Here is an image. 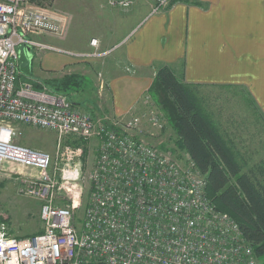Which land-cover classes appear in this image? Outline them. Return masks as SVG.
Here are the masks:
<instances>
[{
    "label": "built area",
    "instance_id": "built-area-1",
    "mask_svg": "<svg viewBox=\"0 0 264 264\" xmlns=\"http://www.w3.org/2000/svg\"><path fill=\"white\" fill-rule=\"evenodd\" d=\"M150 1L151 14L173 2ZM66 21L64 13L31 0H0V172L7 166L32 172L24 192L41 201L43 227L17 236L0 220V264H259L233 217L207 199L205 176L190 156L143 135L145 123L164 129L157 109L133 111L125 121L97 118L66 95L21 78L27 50L67 52L42 41L62 35ZM90 45V52L68 53L101 58L117 47L101 50L97 38ZM98 76L102 93L108 82ZM21 125L55 132L54 154L17 141ZM93 140L95 161L86 170Z\"/></svg>",
    "mask_w": 264,
    "mask_h": 264
},
{
    "label": "crops",
    "instance_id": "crops-1",
    "mask_svg": "<svg viewBox=\"0 0 264 264\" xmlns=\"http://www.w3.org/2000/svg\"><path fill=\"white\" fill-rule=\"evenodd\" d=\"M148 3L128 30L90 36L80 49L90 52V41L97 38L101 50L117 45L109 55L81 60L68 53L80 51L62 46L57 47L67 52L30 49L23 57L32 71L22 76L42 80L68 67L69 73L86 75L95 84L102 73L112 114L121 116L136 108L154 79L156 64L165 63L183 68L189 83L244 88L264 116V0H173L155 14Z\"/></svg>",
    "mask_w": 264,
    "mask_h": 264
},
{
    "label": "rangeland",
    "instance_id": "rangeland-1",
    "mask_svg": "<svg viewBox=\"0 0 264 264\" xmlns=\"http://www.w3.org/2000/svg\"><path fill=\"white\" fill-rule=\"evenodd\" d=\"M148 1L133 0L129 7L123 6L117 0H51V3H47L48 5L32 2L37 5L51 7L64 13L67 17L65 31L58 36V39L50 38V35H46L42 38V41L55 46H62L65 49L80 51V49L86 47L85 45L89 41L90 36L101 33L119 35L128 30L137 19V16L148 8ZM45 52H51V50ZM54 54L59 53L55 52ZM75 57L80 59L77 56ZM27 59L21 57V68L26 75H29L32 69ZM92 66L94 73L97 75L99 69L94 67L97 65L92 63ZM26 68L29 70H26ZM69 70L70 68L65 67L58 72H50L49 76L50 78L62 77L68 74ZM90 73L93 74L92 72ZM102 76L105 78V75L102 74ZM27 77L32 78L31 80L33 81L39 80L31 75ZM39 82L41 83L42 81L40 80ZM91 83L92 85L90 84L91 86H88L85 92L76 98L80 102V105L77 106L84 111L93 113L97 118L125 121L130 118L129 113L133 111L136 114L152 109H157L160 112L147 92L138 101L136 108L132 109L128 114L113 116L112 106H110L111 99L107 95L108 85L101 93L99 92V76H97L95 84L92 80ZM203 92L206 97L208 110L213 114L223 130H227L228 133L230 131L234 135L237 146L240 147L243 157L249 162V165L263 161L264 120L258 114L255 106L251 104L246 90L239 86H207L203 88ZM161 115L165 119L166 128L164 127L160 132L156 130L158 128L154 129V126L145 123L148 126L143 128V135L155 146L174 152L175 133L168 124L164 114ZM19 130L20 133L16 140L20 143L46 150L52 154L56 151L58 136L52 130L24 125L19 126ZM66 142L74 144L76 141L67 138ZM88 147L89 155L86 170H91L96 156L95 142H90ZM174 153L181 156L184 152ZM12 171L7 166L0 172V220L6 221L7 230L13 235L25 236L37 233L41 228L43 229L40 220L41 201L24 192V188L29 183L26 175L32 172L24 168L12 169ZM18 171L21 173H18ZM86 194L87 191L85 192L84 190L83 203L77 212V218H81L83 215L87 199ZM257 260L260 262L259 258Z\"/></svg>",
    "mask_w": 264,
    "mask_h": 264
},
{
    "label": "trees",
    "instance_id": "trees-1",
    "mask_svg": "<svg viewBox=\"0 0 264 264\" xmlns=\"http://www.w3.org/2000/svg\"><path fill=\"white\" fill-rule=\"evenodd\" d=\"M31 1L45 5L51 3V0ZM21 78L29 80L26 76ZM31 81L35 87H41L40 82ZM41 81L53 92L66 95L74 105H80L76 98L92 85L91 79L80 73ZM207 86L210 85L186 82L183 68L157 63L147 92L175 133L173 151L185 152L195 162L206 179L207 199L217 210L233 217L242 236L260 259L259 264H264V160L249 165L234 135L223 130L208 110L203 92ZM249 99L264 120L255 102ZM84 152L86 156L88 149L85 148ZM82 264L105 263L90 261Z\"/></svg>",
    "mask_w": 264,
    "mask_h": 264
}]
</instances>
